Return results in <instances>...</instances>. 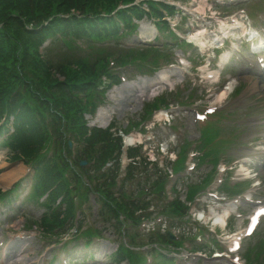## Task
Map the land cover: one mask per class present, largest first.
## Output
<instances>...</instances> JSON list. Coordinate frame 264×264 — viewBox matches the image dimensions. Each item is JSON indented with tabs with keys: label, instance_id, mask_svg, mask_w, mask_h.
<instances>
[{
	"label": "trees",
	"instance_id": "trees-1",
	"mask_svg": "<svg viewBox=\"0 0 264 264\" xmlns=\"http://www.w3.org/2000/svg\"><path fill=\"white\" fill-rule=\"evenodd\" d=\"M115 3L116 0H0V98H5L14 85H22L27 95H36L30 100L34 103L33 110L42 115L46 112L52 118L49 129L44 125L32 126L30 138L20 141L21 155H36L40 147L50 143L53 137L60 140L66 133L74 137L84 133L80 113L83 99L76 94L81 90L85 97L88 95L90 98L89 90L95 85L93 80H98V71L104 70L106 66V55H101V49L95 55L90 53L95 63L92 68H98L96 72L89 71L87 55L71 54L63 63H51L47 58H41L37 52L42 36L51 35L54 41L57 32L65 37H85L92 47L95 38L109 35L108 30L112 29L115 20L106 14L116 6ZM72 10H78L80 16L63 15L70 14ZM122 14V11L118 12L119 16H123ZM46 20L48 23L39 30L32 29ZM28 25H31V29H27ZM64 43L67 48H71V41L65 40ZM76 63L79 68L73 69L71 65ZM56 73L64 76L63 80ZM36 99L42 109L35 105ZM100 133L89 137V142L99 144V147L90 146L80 156L95 161L97 170L115 146L112 138ZM106 182L114 183L113 171ZM100 194L108 199H104L108 213H117L118 210L130 213L127 201H116L115 205L112 192L102 189Z\"/></svg>",
	"mask_w": 264,
	"mask_h": 264
},
{
	"label": "rangeland",
	"instance_id": "rangeland-1",
	"mask_svg": "<svg viewBox=\"0 0 264 264\" xmlns=\"http://www.w3.org/2000/svg\"><path fill=\"white\" fill-rule=\"evenodd\" d=\"M214 7L216 9V6H214ZM217 8L218 9H222L221 7H217ZM144 27L145 28H150L151 25H149V23L147 21H144ZM129 69L132 70V67L129 68ZM134 72L135 71H130L129 74H132ZM253 84L255 86L252 87ZM242 87L245 88L246 90L242 93V95H240L237 98L238 101L241 103V106L238 109L239 113H240V116L245 115L246 114L245 111H250L253 115L254 114L256 115V118H257L256 120L258 121L255 124L248 125V127L245 129V135L251 137V136H255L256 134H258V137H260V134L263 132L262 130L264 129V124H263L264 121H261L259 119H261L264 116V111H261V112L258 111V107L256 105H254L255 102L258 99H254V96H251L250 93L253 94V93H258L259 92L261 94H258V95L256 94L255 96L262 95L264 93V90H262L260 92V91H258L256 89L257 88H259V89L260 88L261 89L264 88V82L258 81L257 79H255L253 82H252V80H248L247 83H245ZM142 97H139L136 100L138 101ZM137 101L135 103V106H133V107H136ZM122 114L124 115V118H127V117L131 116V113H129V112L124 113V111H123ZM122 114L118 115V116L122 118V116H123ZM255 143L252 142L250 144V146L255 145ZM233 147H234V143H231L227 147V149L232 150ZM252 150H254V149L248 150V153L252 152ZM0 152H2V151H0ZM0 154L2 155V156L0 155V187H1V186L10 185L13 180H15L17 178H21L20 176H21V173L24 170V164L19 163L20 161L9 159L8 157H6L5 153H0ZM12 169H18V170L13 172L14 173L13 176L7 177L6 179H1L2 178L1 174L2 173L6 172V171H9V170L11 171ZM27 212H30V211H27ZM93 225H94V227H96L97 225H100V224H96L95 223ZM108 231H110V230H108ZM105 234L107 235V232H105ZM36 250H37V248L34 249L35 252H36Z\"/></svg>",
	"mask_w": 264,
	"mask_h": 264
},
{
	"label": "bare ground",
	"instance_id": "bare-ground-1",
	"mask_svg": "<svg viewBox=\"0 0 264 264\" xmlns=\"http://www.w3.org/2000/svg\"><path fill=\"white\" fill-rule=\"evenodd\" d=\"M202 31H200L199 33H201ZM16 170H18V169H12L11 171L9 170V171H6V172H4V173H2L1 174V176H2V178L1 179H6L7 177H11V176H13V172H15Z\"/></svg>",
	"mask_w": 264,
	"mask_h": 264
},
{
	"label": "snow or ice",
	"instance_id": "snow-or-ice-1",
	"mask_svg": "<svg viewBox=\"0 0 264 264\" xmlns=\"http://www.w3.org/2000/svg\"><path fill=\"white\" fill-rule=\"evenodd\" d=\"M253 220H255V217H253ZM251 231V229H249V232Z\"/></svg>",
	"mask_w": 264,
	"mask_h": 264
}]
</instances>
